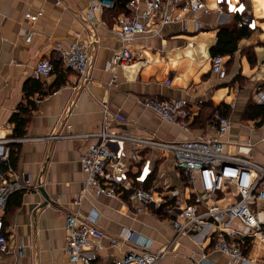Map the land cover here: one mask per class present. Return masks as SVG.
<instances>
[{"label": "crops", "instance_id": "obj_1", "mask_svg": "<svg viewBox=\"0 0 264 264\" xmlns=\"http://www.w3.org/2000/svg\"><path fill=\"white\" fill-rule=\"evenodd\" d=\"M204 1L210 12L188 14L152 38L135 39V60L116 68L111 60L121 43L115 30L129 15L104 10L86 23L83 17L92 0H0V140H11L3 168L27 178L30 184L28 190L13 193L0 212L11 245V253L0 264H71L66 253L67 218L77 215L85 220L93 212L99 215L97 227L106 234L94 264H116L133 249L143 251L145 240L152 252L170 247L160 264H237L216 251L212 240L199 246L189 235L177 237L173 220L155 204L147 207L128 196L117 199L84 191L81 158L95 140L46 139L56 133L98 131L106 108L116 131L155 135L164 142L206 139L215 136L216 111L221 110L232 122L224 137L225 152L264 166V117L247 116L248 107L258 104L257 88L264 87V0H243L258 22L255 30L241 26L239 16L217 11L216 0ZM39 12L43 15L34 23L26 18L28 13ZM222 27L249 32L233 55L223 56L225 79L212 72L211 49ZM30 31L34 33L28 41ZM78 35L92 47L90 76L84 84L65 68L56 49L58 43L68 48ZM46 58L54 64V71L37 80L35 67ZM147 98L186 100L191 110L189 130L147 109L143 105ZM22 109L27 122L20 136L12 119ZM140 153L143 161L133 165V175L147 161L152 181L148 186L158 184V191L187 193L184 173L173 155L163 156L156 149ZM219 201L225 206L235 198L230 189H224ZM128 231L137 234L132 242L122 240ZM262 234L247 239L245 252L264 264ZM19 250H23L22 257Z\"/></svg>", "mask_w": 264, "mask_h": 264}, {"label": "built area", "instance_id": "obj_2", "mask_svg": "<svg viewBox=\"0 0 264 264\" xmlns=\"http://www.w3.org/2000/svg\"><path fill=\"white\" fill-rule=\"evenodd\" d=\"M216 3L217 11L239 16L241 26L250 30L257 28L258 22L247 12L243 0H216ZM115 6L116 0H92L83 20L90 23L95 13L112 10ZM127 8L130 15L121 19L115 30L121 43V49L111 60V65L116 68L135 60V39L152 38L166 25L184 21L188 14L210 12L204 0H130ZM41 15L42 12L28 13L26 18L34 23ZM33 33L28 32V41L32 39ZM91 48V43L83 42L79 35L68 48L61 43L56 45L65 68L74 73L82 84L89 80ZM53 71L52 61L43 59L35 67L34 78L46 79ZM212 72L225 79L227 70L223 56L212 58ZM255 101L264 105V87L257 88ZM143 105L163 121L176 124L184 131L189 130L191 110L186 100L147 98ZM104 114L102 127L96 132L78 135L56 133L46 138L95 140L81 158L86 175L84 191L117 199L128 196L130 201H137L147 207L155 204L156 209L163 210L173 220L177 237L189 235L199 246L212 240L216 251L229 256L237 264L261 263L246 254L245 247L248 238L256 239L264 231V166L241 155L225 152L224 137L232 125L229 117L216 111L217 123L213 137L164 142L157 140L155 135L145 137L116 131L111 127V114L107 108ZM68 127L71 128V125ZM9 143L11 140H0V212L5 210L13 193L26 191L30 185L27 178L22 179L13 170L3 168L10 155ZM144 149H156L163 156H174L176 166L184 173L187 193L158 191V184L148 186L150 162L146 161L136 174H132L133 165L142 160L140 152ZM163 187L167 188L165 185ZM224 189H230L235 198L233 203L225 206L219 201ZM98 216L96 212L85 220H80L77 215L68 216L66 253L71 264H94L97 260L101 241L106 238V234L96 225ZM136 236V232L128 231L122 240L132 242ZM112 242L118 243V240L113 239ZM141 246L144 247L143 251L133 249L117 260L116 264H160L170 253V247L149 251L147 240ZM10 253V240L3 232L0 217V261ZM18 255L22 257L23 250H19Z\"/></svg>", "mask_w": 264, "mask_h": 264}, {"label": "trees", "instance_id": "obj_3", "mask_svg": "<svg viewBox=\"0 0 264 264\" xmlns=\"http://www.w3.org/2000/svg\"><path fill=\"white\" fill-rule=\"evenodd\" d=\"M130 0H116V6L114 11L117 13L123 12L125 15H130V11L127 5ZM249 32L245 28H229L222 27L219 31V38L217 44L211 49L213 56H230L238 50V43L243 38L248 36ZM38 85L40 82H37ZM40 86V85H39ZM221 109V108H220ZM221 111V110H220ZM219 111V112H220ZM26 114V110L22 109L20 113L16 114L12 121L16 126L17 135L25 134L23 127L25 126L27 119L23 118ZM223 115V114H222ZM225 116V115H224ZM249 119H256L258 117H264V107L258 104H252L248 107ZM150 183L152 182L149 179Z\"/></svg>", "mask_w": 264, "mask_h": 264}, {"label": "rangeland", "instance_id": "obj_4", "mask_svg": "<svg viewBox=\"0 0 264 264\" xmlns=\"http://www.w3.org/2000/svg\"><path fill=\"white\" fill-rule=\"evenodd\" d=\"M221 204H224V200L223 201L221 200Z\"/></svg>", "mask_w": 264, "mask_h": 264}, {"label": "bare ground", "instance_id": "obj_5", "mask_svg": "<svg viewBox=\"0 0 264 264\" xmlns=\"http://www.w3.org/2000/svg\"><path fill=\"white\" fill-rule=\"evenodd\" d=\"M262 238H264V234H262V236H261Z\"/></svg>", "mask_w": 264, "mask_h": 264}]
</instances>
